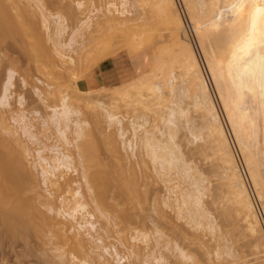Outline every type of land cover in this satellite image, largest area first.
I'll return each mask as SVG.
<instances>
[{
  "label": "bare ground",
  "instance_id": "6f19581e",
  "mask_svg": "<svg viewBox=\"0 0 264 264\" xmlns=\"http://www.w3.org/2000/svg\"><path fill=\"white\" fill-rule=\"evenodd\" d=\"M9 1L0 0V30H7L9 28L7 24L12 30L18 27L11 25L12 19H14L13 24L19 21L18 19L16 21V15L13 16L11 13L18 11L21 14L20 10H24L23 13L25 14L29 7H34L35 9L31 8V10L37 11L39 21L33 20L32 23H34H30L33 27L29 28L31 29L30 33H32L29 35L35 37V41L39 45L37 46L46 56H50L59 63V75L63 77L64 74H68L72 78L76 76L75 69L86 66L89 56L93 53L92 49L84 46V38L88 32L92 37L94 33H102L107 30H129L135 27L138 17L133 16L132 11L137 6L144 9L145 12L150 8L156 12L168 31L169 42L172 46L171 62L170 60L169 62L166 61L165 57L169 56L164 57V54L168 55L167 53L155 54L152 68L149 71L150 74L153 73V76H147V73L135 82L121 84L123 86L120 88L115 87L111 94L112 106L102 99L98 100L94 111L96 115L94 116L96 119L97 117L104 118L108 128L113 127V125L116 127L117 132L110 131L108 138L111 140L117 134L121 140L120 143H122V147L118 146L119 148L124 147L123 149L130 151L129 154L135 158L140 155L138 154L140 148L144 150L153 164L156 175L164 181L167 188L168 196L165 204L176 211L178 218L189 219L192 227L199 229H210L211 227L213 229V223L210 222L211 219L207 214L204 202V196L209 187L208 180L206 181L204 174L196 169L192 161L186 159L180 146L176 143L178 128L180 129L182 126L180 125L182 123L180 118L185 117L186 114V110L181 107L182 105L180 106V102L176 98L180 99L182 96L190 94L191 97H188L193 99L195 107L201 114L203 122L201 129L206 130L205 134L208 138L206 139L208 143H212V145L209 143V146H212L213 153L215 151L221 163L223 174L227 180L228 194L232 200L231 204L235 205L232 207L236 208L235 210L241 215L243 214L242 219L245 228L253 238L256 257L260 260L259 264H264V231H262L261 216L249 184L245 180L244 171L230 140L218 104L214 99V94H212L207 74H205L200 58L196 53V48L185 33V19L182 18L180 10H178L177 0H108L100 8L90 9L72 29L66 16L75 15L76 8H72V5L64 6L65 15L63 12L48 13L46 3L43 0H26L28 4L23 7L19 5L20 0ZM3 2L9 3L7 7ZM182 2L185 5L189 22L196 33L198 46L201 49L209 75L217 84V95H219L227 121L241 150L242 158L249 170L255 189L257 188L258 198L263 201L264 205V177L260 168L262 160L259 161L256 152L252 150V141L255 136L254 140L261 145L259 151L264 154V88H262L259 74L252 83L249 84L245 81L242 85L238 70L232 62L235 45L248 31L249 13L254 11L257 6H264V0H247L244 9L239 12L230 11L235 0H182ZM83 3V0L77 1L79 7H82ZM9 6L14 12H11ZM7 11L11 16L7 14L9 17L3 18ZM27 12L29 14L32 11ZM19 13L15 14L18 15ZM4 19L6 20L4 21ZM21 19L18 22L20 25L23 22ZM25 25L22 27H27ZM25 29L23 31H26ZM3 32H0L1 36L4 34ZM66 33L68 36L64 37ZM214 33H219V37L213 42L211 35ZM139 38L142 39V36L140 35ZM94 39L96 38L94 37L92 40ZM123 46H126V43H123ZM81 52L79 58L75 56ZM136 52L138 50L135 51V54ZM260 57H264V51L257 49L256 63H259ZM64 65L67 66L65 70H63ZM175 68H179L181 76L185 78L183 84L186 85L181 87L182 89L179 87L180 90L175 85L176 78L179 76L175 72L179 70ZM14 74L13 69L8 70V77L0 97L2 106L10 105L9 99L12 95L11 88L14 86ZM23 82L25 83L26 80L23 79ZM180 85L182 84L180 83ZM49 88L53 89L54 94L57 95L58 102L51 107L49 115L42 119V125L44 127L49 126V124L52 126L53 132L49 138H52L54 143H45L43 138L39 137L36 132V124L25 114L24 110L16 112L13 117L24 137L40 145L36 150V163H34L35 167L33 168L39 169L42 182L46 187L45 191H48L49 195L43 194V189L37 183H32L30 189H27L28 185L26 188L31 172L30 165H28L29 161L26 163L30 156V149L24 145V141L20 138L22 134L17 135L15 130L10 129L5 124L4 119L1 121L0 132L5 130L12 137L9 140L6 138V134L5 137L0 135V219L11 237H24L31 232L41 233L45 237V234L51 233L55 239L53 243L57 242L56 244H58L57 250L62 251L57 255L60 259L58 264H70V262L71 264H113L109 257H112L116 264H128L130 258L136 255L135 250L141 247L138 242L147 245L150 238L147 234L131 236V240H129L130 253L127 255H122L117 246L111 247L110 244H105L104 235L100 233L99 229L108 233L107 227L111 223L109 221L111 218L109 219V214H106L100 207L102 201L98 200L100 193L97 190V181L105 180V175L94 172L93 162L89 163L92 161L91 159L83 162L87 155L83 156L86 153H82L83 145L80 143L89 140L86 137V130L90 123L82 118L83 113L78 108V104L71 101V97L67 94L62 93L59 83L51 82ZM75 88L76 90L81 89L78 85ZM165 88H168L172 94V100L168 99L170 102L168 101V104L163 106L162 103L167 100L166 97H163ZM35 93L41 100L44 99L43 90L35 88ZM249 97L256 101L255 108H252L249 103ZM18 102L20 105L24 104L25 98L22 94L19 96ZM120 103H123L128 111H132L128 123H125L117 111ZM148 111H155V120L157 119L160 123L149 127ZM35 112L40 114L38 110ZM148 114L150 115V113ZM98 120L95 121L98 122ZM100 121L102 119L98 123ZM187 121L194 126L188 127L187 123L189 133L193 138H198L202 133L199 134V130L198 133L196 132V125L191 122L190 117ZM183 126L186 124L184 123ZM118 137L116 138L118 139ZM199 139L203 140L202 137ZM72 147L77 150L78 163L82 164L83 162L82 166L84 167V164L87 165L85 168L79 166L83 172V174L82 172L79 173V176H82L85 186L90 191L96 204V210L109 221L106 222L109 224L108 226L104 223L105 227H98L96 214L88 210V203L83 200L84 195L80 185L83 181L69 175V173L77 174L78 171H81L75 164L76 155L74 157V154L76 153H72ZM122 154L120 157H123ZM87 158L90 157L87 156ZM90 165H92V169H89ZM132 172L135 174V168ZM25 174L28 175V179H26ZM173 174L176 177H173ZM33 175L34 173L30 174V176ZM175 179L185 183V186L181 187V183L175 182ZM29 190L32 192V196L27 198L25 195ZM53 190L61 191V194L58 195L57 192L56 196L58 197H56L55 194H52ZM42 206L45 208L44 210ZM156 234L158 238L164 237V233L158 229H156ZM126 240H124L125 243L128 242ZM125 243L123 245L128 247V244ZM173 247L182 258L190 259L186 250L177 242L174 243ZM161 249L160 245H153L145 258L141 260L142 263L168 264V259ZM79 253L81 254L79 255ZM217 255L218 257L221 256L220 253ZM66 256L70 257L69 262L66 260Z\"/></svg>",
  "mask_w": 264,
  "mask_h": 264
},
{
  "label": "rangeland",
  "instance_id": "374dc122",
  "mask_svg": "<svg viewBox=\"0 0 264 264\" xmlns=\"http://www.w3.org/2000/svg\"><path fill=\"white\" fill-rule=\"evenodd\" d=\"M43 1L46 3L47 12L51 14H56L58 12H63L65 14L64 6L67 4L68 6L72 5V8L74 7V9L76 8L74 16L72 14V16L65 14L69 20L70 28L72 29L77 25L80 19L85 17V14L90 9L100 8L102 5H105V2L108 0H83L84 3L82 7L77 5V1L79 0ZM177 3L178 10H180L179 12L182 18L185 19V33L193 43L194 48H196V53L200 58L205 74H207L212 94H214V99L218 104L220 109L219 111L223 121L225 122V126L227 127L230 140L233 143L232 145L238 156L240 165L242 166L241 168L244 171L243 174L246 178L245 180L247 181V184H249L248 186L253 194V198L255 199L254 201L256 202L255 204L258 207L262 221L261 224L263 226L262 231H264L263 201L258 198L257 188L255 189L249 170L242 158L241 150L235 141L234 134L227 121L224 108L221 104L219 95H217V84L209 75L201 49L198 46L199 44L196 33L189 22L185 5L182 0H177ZM7 4L5 7H7ZM25 4H28L26 3V0H20L19 5L21 7ZM20 6L19 8H21ZM31 8L35 9L34 7H29L27 9L26 7L27 11H32L30 12L31 14H28L26 11L27 17L26 12L25 14L23 13L24 10H20L21 15L17 11V8V10L13 8L17 12H14L12 8L10 9L12 10L11 12H14L11 14L13 16L16 15V21L19 20L18 22H20V19L22 18L21 20H23L24 23L27 20L25 23L26 25L29 22L27 27H25L26 25L23 22L21 25L16 21V23L13 24L14 19H12V21L10 19L12 22L11 25H14L13 27L18 26L15 27L16 30H12L10 28V25L7 24L10 23L8 21L6 24L9 27L8 29H10H7L9 32L6 29H3L4 32L3 30H0V32L2 31L4 33H1L2 36L0 35V97L5 81L8 77V70L13 69L15 71L14 86L11 88L12 95L9 99L10 105L2 106L0 104V127L2 126L1 121L5 119L4 122L10 127V129L15 130L17 135L22 134V131L14 122L13 117L16 115V112L24 110L25 114L36 124V132L39 137L43 138L45 143H54V140L49 138L53 132L52 126L49 124V126L44 127L42 125V119L49 115L51 107L56 105L58 102V97L54 94L53 89L49 88V84H51V82L59 83L62 93L67 94L71 97V101H75L78 104V108L83 113L82 118L90 123L86 130V137L89 140L80 142L81 145H83L82 153H86L83 156L87 155L90 157L87 158L86 156L83 162L85 163L91 159L92 161H89V163L93 162V167L95 168L94 172L105 175V180L100 179L97 181V190H99L98 192L100 193L98 200L102 201L100 202V207L104 210V212H106V214H109V219L111 218V220H109L111 221L110 225L106 223L109 221H107L105 217L101 216L99 214L100 212L96 210V204L93 201L91 193L87 189V186H85V182L82 180L83 178H81L82 176H79V173L82 172V169L79 166H82L83 162L82 164L78 163V156L76 153L77 150L74 149V147L71 148L72 153H76L74 154V157L76 155L75 164H77V167H79L78 169L81 171H78L77 174L72 172L69 173V175L83 181L80 184L84 195L83 200L88 203V210L96 214L98 227H103L105 224H107V226L109 225L108 227L106 226L109 230L108 233H106L103 229H99L100 233L104 235V239L106 241L105 244H110L109 246L111 247L115 245L118 247L122 255H127L130 253L129 240H131V236L147 234L150 238L149 244L146 245L143 242H138L141 247L140 249L135 250L136 255L130 258V261L127 262L128 264H143L141 260L145 258L153 245H160L162 247L161 250L167 257L168 264H259L260 260L256 257L257 255L253 244V238L245 228L244 221L242 219L243 214L241 215L240 212L235 210V205L231 204L232 200H230V196L228 194L227 180L223 174L221 163L215 151L213 153L214 149L212 146H209L210 142L208 143L207 141V134H205L206 130L201 129V125L203 126L201 114L195 107L193 99L190 98V94L182 96L181 98L183 100L181 98H176V100L180 102V106L182 105L181 107L186 110L185 117L183 116L180 118L182 122L180 125H182V128H178L176 143L180 146V149L183 151L186 159L192 161L196 169L204 174L206 181L208 180L207 182L209 187L207 194L205 193L204 202L207 214L211 219L210 222L212 221L211 224L213 223V229H211V227L210 229L192 227L193 225L190 224L189 219L178 218L176 211L172 210L165 204L168 196L167 188L164 181L159 179L156 175L153 164L150 158L145 154L144 150L140 148L141 151H138V154L140 155H137L135 158L132 154H129L131 153L130 151L124 150V147L119 148L122 147V143H120L121 140L117 134L112 138L113 140H109L108 138L110 131H114V133L117 132L116 127L113 125V127L111 126V128H108L107 122L104 121V118L97 117L96 119V116H94L96 115L94 111L96 110L98 100L102 99L108 105L112 106L113 100L111 98V94L114 92L115 87L120 88L123 86L121 84L135 82L147 73V76H153V73L150 74L149 71L152 68L151 65L155 54L159 55L165 52L168 55L164 54V57L169 56L165 57L166 61L169 62L170 60L171 62L172 46L169 42L168 31L164 23L157 16L156 12H154L152 8L147 9V12H145L144 9L137 6V8L132 11L133 16L138 17V20L135 22V27L129 30H107L102 33H94L92 37H90L88 32L84 38V46H86L85 48L92 49L93 53L89 56L88 63H85L86 66H80L75 69L76 76L72 78V76H69L68 74H64L63 77L59 75V63H57V61L50 56H46L38 47L39 45L36 43L35 37L29 35L32 34L30 33L31 29H29L31 26L33 27L31 24L34 22L32 23V21H39L37 11H33V9L31 10ZM5 10L8 9L5 8ZM8 12L9 11L5 13L3 18L11 16ZM15 13H19L20 16ZM5 20L6 19H4V21ZM23 25H25L24 27L26 29L22 27ZM23 29H25L27 33L26 31H23ZM19 32L21 33L19 34ZM140 35L142 36V39L139 38ZM67 36L68 34L66 33L64 37ZM94 37L96 39L92 40ZM218 37L219 33L211 35L213 42L216 41ZM123 43H126V46L122 47ZM218 49L220 50L219 47ZM137 50L138 52L135 54V51ZM79 54L81 55L82 52L75 54V56L79 58ZM108 61H110L112 66H115L117 69L115 78L113 79V82H116L115 84L110 86L101 85L100 87L94 89L83 88L79 85V83L85 79H96L94 76L95 69L101 63ZM65 67L67 66L64 65L63 70L66 69ZM177 70L179 71L175 72H177L176 74L179 76L176 78L177 81H175V85L177 89L180 90V88H183L186 84H183L185 83L183 82L185 81V78L181 76L180 69L178 68ZM23 79L26 80L25 83L23 82ZM180 83L182 85H180ZM76 85L80 86L81 89L76 90ZM35 88H40L44 91L45 94L43 95V100H41L35 93ZM165 89L167 91H164L163 97H166L165 99L167 100L162 103L163 106L168 104V101L170 102L168 99L172 100V94L168 88ZM21 94L25 98L23 105H20L18 102V98ZM249 103L252 108L256 107V101L253 98L249 97ZM36 110H38L40 114H37L35 112ZM117 111L119 112L120 117L124 119L125 123H128L132 115V111H128V109L123 106V103H120V107ZM148 113H150V115ZM155 115V111L147 112V117L150 120L149 127L153 124L160 123L157 119L155 120ZM1 117H3V119H1ZM188 117H190L191 122L196 125V132L199 130V134L202 133L198 138H193V136L189 133L188 127L193 125L188 123ZM100 118L102 121L98 123L99 120H101ZM94 119L99 120L96 122ZM184 123L186 126H183ZM5 134L6 138L10 140L12 136H9L5 130H1L0 135H2V137L4 135L5 137ZM116 137H118V139ZM200 137H202L203 140L199 139ZM20 138L24 141V145L30 149V156L28 157L26 163L29 161L28 165H30L29 167L31 169L30 174L32 175L34 173L33 176H30L28 173L30 179L27 180L26 188L28 185L27 189H30V185H33L32 183H37L43 189V194L48 196L49 193H47L48 191H45L46 187L42 182V176L39 169L33 168L35 167L34 163H36V150L40 147V145L33 143L28 138L24 137L23 134ZM115 138L117 139L116 141ZM254 139L255 136L252 141V150L256 152V157H258L259 161L260 159L263 161L260 162V168L264 177V154L259 151L261 145L257 144ZM116 143L120 144L117 145ZM210 144L212 145V143ZM207 146L208 150L206 149ZM121 154L123 157H120ZM136 161L142 162L137 163ZM84 165L85 167L87 166L86 164ZM91 166L92 165H90L89 169H92ZM145 166L146 168H144ZM133 167L136 171L135 174L132 172V170H134ZM27 176L28 175L25 174L26 179L29 178ZM173 177L176 176L173 174ZM175 182L179 183L180 180L175 179ZM180 183L181 187L185 186V183ZM53 191L52 194H55V196L57 195V192L58 195L61 194V191ZM26 193L25 197L29 198L32 196V192L30 190ZM56 203L59 202L56 201ZM42 209L44 210L45 208L42 206ZM214 227L216 228L214 229ZM156 229L164 233L163 238H158ZM8 234L9 233L6 230V227L0 219V264H58L60 262L57 255L62 251H60V249L57 250L58 244H56L57 242L53 243L55 239H53L54 237L51 233L45 234V237L41 233L33 232L30 234L28 233L27 236L24 237H11V235ZM50 236L51 238H49ZM122 237L124 240L127 239L129 243L127 240V243H125ZM175 242L186 250L190 259H184L181 255H179L173 247ZM123 243L128 244V247L123 245ZM146 246L148 247L146 248ZM217 253H220L221 256L218 257ZM80 254L81 253H79V255ZM69 256H66V260L70 259ZM109 259L113 264H116L112 257H109ZM69 261L70 260H68V262Z\"/></svg>",
  "mask_w": 264,
  "mask_h": 264
},
{
  "label": "snow or ice",
  "instance_id": "6c2138e0",
  "mask_svg": "<svg viewBox=\"0 0 264 264\" xmlns=\"http://www.w3.org/2000/svg\"><path fill=\"white\" fill-rule=\"evenodd\" d=\"M246 3L247 0H235L230 11H242ZM257 49L264 51V6H257L249 13L248 31L237 42L232 53V62L238 70L242 85L245 81L252 83L259 74L264 88V57H260L259 63H256Z\"/></svg>",
  "mask_w": 264,
  "mask_h": 264
},
{
  "label": "crops",
  "instance_id": "0c3cea01",
  "mask_svg": "<svg viewBox=\"0 0 264 264\" xmlns=\"http://www.w3.org/2000/svg\"><path fill=\"white\" fill-rule=\"evenodd\" d=\"M116 71H117L116 67L112 66V63H110V61L101 63L94 71L95 72L94 76L96 79H91V78L85 79L81 81L79 85L82 86L83 88H88V89L89 88L94 89L100 87L101 85H105V86L113 85L116 83L113 82Z\"/></svg>",
  "mask_w": 264,
  "mask_h": 264
}]
</instances>
